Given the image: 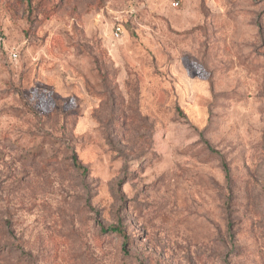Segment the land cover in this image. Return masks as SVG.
<instances>
[{"label":"rangeland","instance_id":"1","mask_svg":"<svg viewBox=\"0 0 264 264\" xmlns=\"http://www.w3.org/2000/svg\"><path fill=\"white\" fill-rule=\"evenodd\" d=\"M0 264H264V0H0Z\"/></svg>","mask_w":264,"mask_h":264},{"label":"trees","instance_id":"2","mask_svg":"<svg viewBox=\"0 0 264 264\" xmlns=\"http://www.w3.org/2000/svg\"><path fill=\"white\" fill-rule=\"evenodd\" d=\"M73 164L77 168V170L81 171L82 173H85L87 168L81 164V162L77 159V157L74 155L73 156ZM111 229H113L114 232H120V234L124 233L122 232V229L119 226H111Z\"/></svg>","mask_w":264,"mask_h":264},{"label":"built area","instance_id":"3","mask_svg":"<svg viewBox=\"0 0 264 264\" xmlns=\"http://www.w3.org/2000/svg\"><path fill=\"white\" fill-rule=\"evenodd\" d=\"M175 5L178 4V2H174ZM121 33V28H120V25H117L114 27V36L115 37H119ZM10 57L13 58V59H16L17 58V53L14 49H11L10 50Z\"/></svg>","mask_w":264,"mask_h":264}]
</instances>
